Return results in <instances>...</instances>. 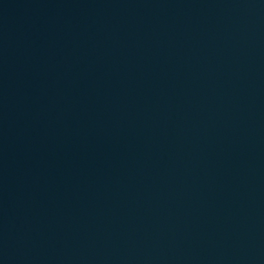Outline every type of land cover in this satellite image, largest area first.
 Here are the masks:
<instances>
[{
  "label": "water",
  "instance_id": "95a60500",
  "mask_svg": "<svg viewBox=\"0 0 264 264\" xmlns=\"http://www.w3.org/2000/svg\"><path fill=\"white\" fill-rule=\"evenodd\" d=\"M0 264H264V0H0Z\"/></svg>",
  "mask_w": 264,
  "mask_h": 264
}]
</instances>
